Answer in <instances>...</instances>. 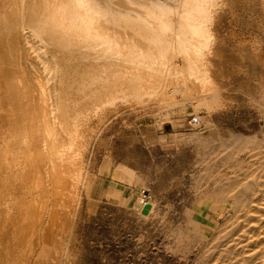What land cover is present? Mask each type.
<instances>
[{
    "label": "bare ground",
    "instance_id": "1",
    "mask_svg": "<svg viewBox=\"0 0 264 264\" xmlns=\"http://www.w3.org/2000/svg\"><path fill=\"white\" fill-rule=\"evenodd\" d=\"M236 1L247 6L258 30L264 29V0ZM232 4L229 0L228 11ZM36 6L37 0H0V264H67L72 258L69 245L76 237L81 192L88 195L93 183L90 158L96 145L102 144L103 132L112 121L155 108L179 110L188 101L208 112L225 89L212 77L218 70L213 62L217 57L214 50L209 70L194 82L185 81L182 86L165 82L133 98L128 81L119 77L115 69L97 62L88 53L65 50L38 32L34 27ZM252 49L241 46V59L257 63L260 52L256 54L258 48ZM245 70L242 63L235 68L236 73ZM253 81H258L259 89L253 91L251 100L264 109V72ZM124 106L130 108L127 113H121ZM226 142L235 150L248 148L239 138ZM249 159L246 160L254 158ZM245 163L241 168L250 162ZM254 173L247 174L250 188L238 179V173L237 179L231 177L228 188L216 185L218 189H211L212 194L207 192V201L227 203L231 214L236 215L233 225L212 247L213 263L264 264V176L257 178ZM207 177L212 183L213 179Z\"/></svg>",
    "mask_w": 264,
    "mask_h": 264
},
{
    "label": "rangeland",
    "instance_id": "2",
    "mask_svg": "<svg viewBox=\"0 0 264 264\" xmlns=\"http://www.w3.org/2000/svg\"><path fill=\"white\" fill-rule=\"evenodd\" d=\"M236 2L232 0L231 13L226 9L215 24L218 41L213 62L218 70L212 77L225 89L208 112L188 101L179 110L166 107L125 114L103 132L102 144L96 145L90 158L93 183L88 195L81 192L76 237L69 245L72 258L67 264H217L212 261L213 248L233 225L236 215L231 214L227 203L207 201L208 193L212 194L219 185L228 188L231 177L237 179L239 174L238 179L247 182L249 188V174L255 170L257 178L264 176V109L251 100L253 91L259 89L258 81L253 80L264 72V29L258 30L247 6ZM241 46L255 51L258 48L257 63L241 59ZM241 63L246 72L236 73L235 68ZM128 109L124 106L121 113ZM192 117L198 118L197 125L188 124ZM231 138L241 139L248 148L228 147L226 141ZM205 157H209L207 161ZM249 157L253 160L247 161ZM222 164L223 169L227 166L224 171ZM207 176L213 179L212 183Z\"/></svg>",
    "mask_w": 264,
    "mask_h": 264
},
{
    "label": "clouds",
    "instance_id": "3",
    "mask_svg": "<svg viewBox=\"0 0 264 264\" xmlns=\"http://www.w3.org/2000/svg\"><path fill=\"white\" fill-rule=\"evenodd\" d=\"M229 0H37L36 30L128 81L132 97L209 70Z\"/></svg>",
    "mask_w": 264,
    "mask_h": 264
},
{
    "label": "built area",
    "instance_id": "4",
    "mask_svg": "<svg viewBox=\"0 0 264 264\" xmlns=\"http://www.w3.org/2000/svg\"><path fill=\"white\" fill-rule=\"evenodd\" d=\"M188 124H189L190 126L197 125V124H198V118H196V117H192V118H190V120L188 121Z\"/></svg>",
    "mask_w": 264,
    "mask_h": 264
}]
</instances>
